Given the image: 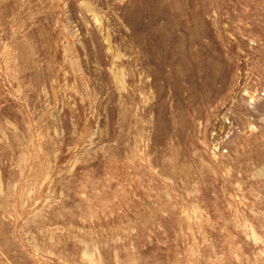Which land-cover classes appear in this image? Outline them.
<instances>
[{"label": "rangeland", "instance_id": "374dc122", "mask_svg": "<svg viewBox=\"0 0 264 264\" xmlns=\"http://www.w3.org/2000/svg\"><path fill=\"white\" fill-rule=\"evenodd\" d=\"M0 264H264V0H0Z\"/></svg>", "mask_w": 264, "mask_h": 264}]
</instances>
